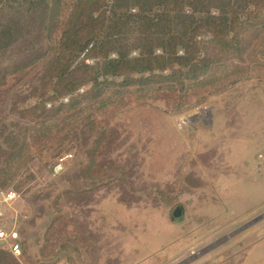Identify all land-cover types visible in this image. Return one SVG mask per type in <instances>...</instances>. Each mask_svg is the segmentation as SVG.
I'll list each match as a JSON object with an SVG mask.
<instances>
[{
    "label": "rangeland",
    "instance_id": "obj_1",
    "mask_svg": "<svg viewBox=\"0 0 264 264\" xmlns=\"http://www.w3.org/2000/svg\"><path fill=\"white\" fill-rule=\"evenodd\" d=\"M39 1L0 0V190L12 187L20 195L16 211L22 247V255L15 257L0 243V262L183 264L168 255L194 249L190 263L213 244L229 238L218 250L228 249L247 234L253 227L247 225L264 212L227 209L221 191L227 133L213 126L210 113L222 106L218 96L225 89L264 87L263 78H251L264 72L259 63L264 32L244 62L215 66L212 83L184 98L169 92L140 100L127 95L124 103L97 112L94 131L82 116L62 124L54 138L36 140L24 134L35 123L22 114L37 102L52 46L46 32L58 0H44L36 8ZM234 103L220 108L218 117L238 125L244 112ZM184 115L191 120L180 129ZM102 132L103 146L95 151ZM180 205L185 214L172 221Z\"/></svg>",
    "mask_w": 264,
    "mask_h": 264
},
{
    "label": "trees",
    "instance_id": "obj_2",
    "mask_svg": "<svg viewBox=\"0 0 264 264\" xmlns=\"http://www.w3.org/2000/svg\"><path fill=\"white\" fill-rule=\"evenodd\" d=\"M51 10L37 102L22 114L35 123L24 134L36 140L82 116L94 131L97 112L127 95L184 98L212 83L215 66L244 62L264 32V0H58Z\"/></svg>",
    "mask_w": 264,
    "mask_h": 264
},
{
    "label": "crops",
    "instance_id": "obj_3",
    "mask_svg": "<svg viewBox=\"0 0 264 264\" xmlns=\"http://www.w3.org/2000/svg\"><path fill=\"white\" fill-rule=\"evenodd\" d=\"M259 63L264 67V58ZM261 73L259 75L252 74L251 78L264 79V72ZM236 85L235 87H237ZM235 87L225 89L219 94L218 99L222 106L218 104L213 106L210 113L211 120L209 119L211 123L213 122V126L220 127L223 132L227 133L221 191L227 198V209L264 212V87H255L253 91L247 88L235 89ZM251 93L252 97H247ZM234 97L236 99H233ZM252 99L251 104L249 101ZM234 100L237 109L243 107L241 112H244L243 121L238 125L224 116L218 117L219 109L223 107L225 110L229 109L230 103H233ZM240 101L241 106L239 105ZM235 130H238L236 134H234ZM258 218L254 219L251 225H247L248 227L253 225L247 234L229 246L231 255L225 254L230 249L228 246V249L218 250L221 245L227 242L228 238L213 244L203 252L201 257L190 263H187V259L192 256L194 249L190 254L185 253L186 249L184 250V248L173 251L168 255V258L174 260L175 263L183 262V264H264V213ZM198 242H194L193 246H196ZM186 246H192V242ZM235 248L236 250H234ZM221 256L225 257L220 262Z\"/></svg>",
    "mask_w": 264,
    "mask_h": 264
},
{
    "label": "built area",
    "instance_id": "obj_4",
    "mask_svg": "<svg viewBox=\"0 0 264 264\" xmlns=\"http://www.w3.org/2000/svg\"><path fill=\"white\" fill-rule=\"evenodd\" d=\"M205 109H207L205 107ZM191 120L190 116H181L178 120V127L183 129ZM70 156H63L58 160L54 168L55 173H59L64 166V162ZM20 195L14 188H4L0 190V243L7 246L14 256L22 255L20 244V221L16 211V203Z\"/></svg>",
    "mask_w": 264,
    "mask_h": 264
},
{
    "label": "water",
    "instance_id": "obj_5",
    "mask_svg": "<svg viewBox=\"0 0 264 264\" xmlns=\"http://www.w3.org/2000/svg\"><path fill=\"white\" fill-rule=\"evenodd\" d=\"M183 206L182 205H180V206H177L176 208H175V210H174V212H173V215H172V220H175L176 218H180V217H182V215H183ZM262 217V216H261ZM260 217V218H261ZM260 218H258V219H260ZM257 219V220H258Z\"/></svg>",
    "mask_w": 264,
    "mask_h": 264
},
{
    "label": "flooded vegetation",
    "instance_id": "obj_6",
    "mask_svg": "<svg viewBox=\"0 0 264 264\" xmlns=\"http://www.w3.org/2000/svg\"><path fill=\"white\" fill-rule=\"evenodd\" d=\"M173 212H174V211H173ZM184 214H185V210H184V208H183V215H182V217H180V218H176L175 220H178V219L183 218Z\"/></svg>",
    "mask_w": 264,
    "mask_h": 264
}]
</instances>
